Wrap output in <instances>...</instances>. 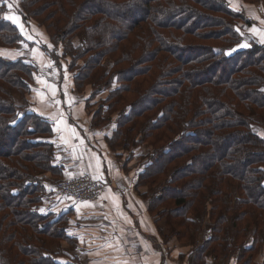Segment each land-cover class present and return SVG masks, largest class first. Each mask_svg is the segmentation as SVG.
Wrapping results in <instances>:
<instances>
[{
	"label": "trees",
	"instance_id": "16d2710c",
	"mask_svg": "<svg viewBox=\"0 0 264 264\" xmlns=\"http://www.w3.org/2000/svg\"><path fill=\"white\" fill-rule=\"evenodd\" d=\"M238 2L264 6L20 0L17 9L29 32L47 39L38 31L35 43L65 63L92 127L114 123L109 151L159 238L190 245L187 264H264V135L255 129L264 131V44L246 39L254 21ZM7 4L0 0V264H76L63 246H79L69 235L71 211H40L42 176H58L48 177V189L73 176H60L54 123L29 99L40 70L10 56L19 43L34 44L2 19Z\"/></svg>",
	"mask_w": 264,
	"mask_h": 264
},
{
	"label": "crops",
	"instance_id": "0c3cea01",
	"mask_svg": "<svg viewBox=\"0 0 264 264\" xmlns=\"http://www.w3.org/2000/svg\"><path fill=\"white\" fill-rule=\"evenodd\" d=\"M235 6L244 8L246 17L254 21L247 31L250 38L264 44L260 34L251 31L257 28L264 33V6H246L242 2ZM17 9L12 8L8 15L19 17L25 38L34 47L28 48L23 42L19 43L17 51L10 56L13 59L27 56L41 71V78L36 80L29 99L37 114L54 123L58 141L56 162L62 167L60 176L88 173L92 178L101 177L99 181L94 180L105 185L99 200L87 201L85 204V201L59 195L50 184V193L47 194L55 201L54 204H48L44 212L59 215L71 211L75 224L70 228L72 231L69 235L79 246L72 250L69 243L64 242V251L67 250V255H72L73 259L79 258L76 264H166L168 254L165 248H161L159 237L155 238V223L148 220L150 216L133 189V179L124 175L122 164L106 144V136L113 126L92 127L91 115L85 107L86 97L71 90V79L65 76L66 66L61 64L58 67L50 55L35 43L40 29L31 26L33 30L29 32ZM40 36L45 43L47 39L42 32ZM49 175L54 181L58 177ZM149 233L152 236H148Z\"/></svg>",
	"mask_w": 264,
	"mask_h": 264
},
{
	"label": "rangeland",
	"instance_id": "374dc122",
	"mask_svg": "<svg viewBox=\"0 0 264 264\" xmlns=\"http://www.w3.org/2000/svg\"><path fill=\"white\" fill-rule=\"evenodd\" d=\"M7 2L8 3H11L12 4V8L13 9H16V7L17 8H19V6L17 5V3L19 2L18 0H7ZM11 8V9H12ZM251 36L250 35H248L247 34V37H246V39L247 40H249V39H251L250 38ZM44 40V39H43ZM43 40H42V43H43ZM25 46L26 47H29L27 44H25ZM19 47L21 48L22 46L21 45H19ZM46 65V64H45ZM44 65V66H45ZM58 65H60V64H58ZM63 65V67H64V65L65 64H62ZM40 73H41V71H40ZM39 73V74H40ZM39 78H41V76L39 75V77L38 78H36V80H38ZM18 101H20V100H18ZM96 103H97V101H95ZM97 109H98V105H96V106H94L93 108H92V113L93 112H95V111H97ZM105 118H108V115L107 116H105ZM113 120V119H112ZM111 121L110 122H108L105 126L106 127H109L110 125H112L113 126V128H114V123H111ZM255 129H257L258 131H260V133L262 134V135H264V131H262L261 130V128H258L257 126L255 127ZM143 152H145L146 151V149L145 150H142ZM121 160V159H120ZM117 161H119V160H117ZM50 175L48 174V175H44V176H42L43 177V180L45 181V184L43 185V183H42V186L43 187H45V190H44V193L42 194V198H43V205H42V208H45L48 204H49V201H50V199H49V197H51V199H53L52 198V196L50 195V194H47V193H50L49 192V189H48V186H46V183H47V181L49 180L48 179V177H49ZM47 180V181H46ZM144 190H145V188H142L141 189V192H144ZM99 200V199H98ZM94 202V201H93ZM143 207V206H142ZM144 208V207H143ZM60 212H63V210H61ZM62 214V213H61ZM56 215H58V214H56ZM55 215V216H56ZM148 220H150V221H154L155 220V218L153 217V218H151V217H148ZM165 224H164V221H162V222H160L159 223V226H164ZM72 226H75V224H73ZM71 226V227H72ZM158 229V228H157ZM156 230V229H155ZM72 230L70 229V232H71ZM157 232V231H156ZM210 230H208V229H206V230H204L203 231V233L200 235V239L201 240H205L206 238H208L209 236H210ZM148 236H152V233H149V235ZM157 237H159V235H158V233H156L155 234V238H157ZM160 239V238H159ZM160 246H161V248H165L166 249V253L168 254V257H167V260H166V264H187V255H189V253H190V250H191V247H190V245H185V244H182V243H179V242H177V241H175V240H172V241H170L169 243H164L161 239H160ZM66 253H67V250H66ZM72 254H74V253H72ZM182 254H185L184 255V257H185V259H183V260H181V261H179L178 259L180 258V255H182ZM78 258V257H77ZM79 259V258H78ZM62 260H63V258H62ZM67 259H65L64 261H66ZM257 260H261L262 261V256L260 255L259 256V258H257ZM211 264H223V260L222 259H220V260H216V259H212V261H211ZM233 264H235L234 262H233Z\"/></svg>",
	"mask_w": 264,
	"mask_h": 264
},
{
	"label": "built area",
	"instance_id": "2783aa9c",
	"mask_svg": "<svg viewBox=\"0 0 264 264\" xmlns=\"http://www.w3.org/2000/svg\"><path fill=\"white\" fill-rule=\"evenodd\" d=\"M104 188V184L94 180L88 173L59 180L56 183V191L59 195L77 201H96Z\"/></svg>",
	"mask_w": 264,
	"mask_h": 264
},
{
	"label": "snow or ice",
	"instance_id": "6c2138e0",
	"mask_svg": "<svg viewBox=\"0 0 264 264\" xmlns=\"http://www.w3.org/2000/svg\"><path fill=\"white\" fill-rule=\"evenodd\" d=\"M5 2H7V0H5ZM7 7L9 9H11L12 8V4L11 3H8L7 4ZM2 19L5 20V21L11 22V24H13V25H16L17 27L20 28L21 32H23V25L19 22V17L18 16H14V15H4L2 17ZM262 22H264V21H262ZM251 31H253L254 33H259L260 34V37H261V42H264V33H261V30L260 29L253 28V29H251ZM27 38L28 39H31V37H27ZM48 47L51 48L52 46L51 45H48ZM101 176H102V174H101ZM93 179H96V180L99 181L101 179V177H95L94 176ZM102 199H103V197H102ZM83 203L87 204L88 202L85 201ZM92 206H94V205H92ZM40 211L41 212H44L45 210L44 209H40ZM77 211L79 212V209H77ZM70 235H71V233H70ZM81 242L83 243V238L82 237H81ZM125 264H127V262H125Z\"/></svg>",
	"mask_w": 264,
	"mask_h": 264
}]
</instances>
